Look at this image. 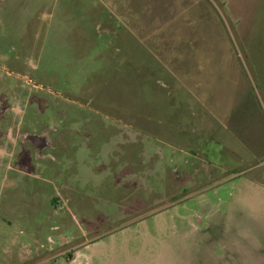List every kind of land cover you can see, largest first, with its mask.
<instances>
[{"label": "rangeland", "instance_id": "rangeland-1", "mask_svg": "<svg viewBox=\"0 0 264 264\" xmlns=\"http://www.w3.org/2000/svg\"><path fill=\"white\" fill-rule=\"evenodd\" d=\"M0 264H264V0H0Z\"/></svg>", "mask_w": 264, "mask_h": 264}, {"label": "flooded vegetation", "instance_id": "flooded-vegetation-1", "mask_svg": "<svg viewBox=\"0 0 264 264\" xmlns=\"http://www.w3.org/2000/svg\"><path fill=\"white\" fill-rule=\"evenodd\" d=\"M30 137H34V136H30ZM37 141L35 140H32V141H29L35 149H37L39 152L42 151L44 149V147H46V144L42 142V136L41 134L37 135ZM55 144V145H54ZM56 145H59L60 146V139H57L54 141V143H50L49 145V148L51 149H55L56 148Z\"/></svg>", "mask_w": 264, "mask_h": 264}]
</instances>
